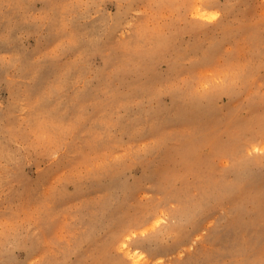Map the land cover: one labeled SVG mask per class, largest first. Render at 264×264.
Instances as JSON below:
<instances>
[{
    "label": "rangeland",
    "instance_id": "374dc122",
    "mask_svg": "<svg viewBox=\"0 0 264 264\" xmlns=\"http://www.w3.org/2000/svg\"><path fill=\"white\" fill-rule=\"evenodd\" d=\"M0 264H264V0H0Z\"/></svg>",
    "mask_w": 264,
    "mask_h": 264
},
{
    "label": "bare ground",
    "instance_id": "6f19581e",
    "mask_svg": "<svg viewBox=\"0 0 264 264\" xmlns=\"http://www.w3.org/2000/svg\"><path fill=\"white\" fill-rule=\"evenodd\" d=\"M200 8V7H199ZM196 13H197V15L199 16V15H203L202 13H201V10H197L196 11ZM130 249V248H129ZM134 249V248H133ZM132 250V249H131ZM137 250V249H136ZM130 253H127V255H129ZM130 257V256H129ZM135 258H136V256H135ZM132 260H133V258H132Z\"/></svg>",
    "mask_w": 264,
    "mask_h": 264
}]
</instances>
